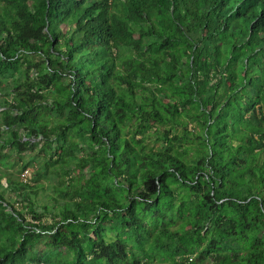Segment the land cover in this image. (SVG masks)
<instances>
[{
    "label": "trees",
    "instance_id": "obj_1",
    "mask_svg": "<svg viewBox=\"0 0 264 264\" xmlns=\"http://www.w3.org/2000/svg\"><path fill=\"white\" fill-rule=\"evenodd\" d=\"M0 95V264H264V0H0Z\"/></svg>",
    "mask_w": 264,
    "mask_h": 264
},
{
    "label": "rangeland",
    "instance_id": "obj_2",
    "mask_svg": "<svg viewBox=\"0 0 264 264\" xmlns=\"http://www.w3.org/2000/svg\"><path fill=\"white\" fill-rule=\"evenodd\" d=\"M7 92L5 87H2V93ZM3 96L0 95V101L2 100ZM1 111V109H0ZM188 128H191V126L189 125ZM155 139V136L152 135L150 136L146 142L149 145H152V141ZM62 141L66 142V144H73L75 141V138L71 135L68 134L66 136H64L62 138ZM156 144L154 143V146ZM77 149V148H76ZM3 152H7V149H4ZM43 156V153H39V146L37 148H34L31 152H28L26 154H23L21 156V158L23 160L28 159L29 157H34V161L33 163L26 168L24 171H22L21 173L19 172V167L21 165L22 159H20L19 155H12L10 157L11 162L13 163L12 167H8L2 171H0V176H2L1 180H0V193L3 194L4 199L6 202H8L9 204H12V207L8 204L5 203V206H7L8 210H19V208H21L22 203L19 202V197L17 194H13L10 191H7V189H5L4 187H6V178L7 177H11L15 180L18 181H22V182H26L29 184H32L33 186L35 184H43L44 187H46V189L44 191H40V190H35V194H32V197L34 198V200L38 203V204H42V205H46V208L51 206V203L48 200V196H53L56 197V193L54 190H52V188L50 189V185L54 184L55 181H50V182H46V181H39L36 179L35 177V171H36V164L35 162L40 160ZM78 156H81L80 153H78ZM79 165L80 163H76L75 166L73 167V170L71 172V176H76L78 177L80 173V169H79ZM67 180V179H66ZM69 180V179H68ZM67 180V184H69L70 182ZM83 182V181H82ZM50 183V184H49ZM74 187H72L71 185L66 187V190L69 192L70 190H73ZM58 198H62V197H58ZM25 218L26 221L31 222V217L28 213H25ZM55 220L58 219V217L56 216L54 218ZM52 218L50 215H48L47 213L44 212V215L42 216V221L43 222H51ZM48 241V240H47ZM48 251L50 250L48 247H44V246H40L38 247V251L42 252V251ZM204 264H208V263H204Z\"/></svg>",
    "mask_w": 264,
    "mask_h": 264
}]
</instances>
